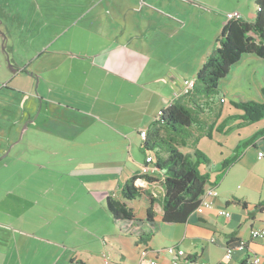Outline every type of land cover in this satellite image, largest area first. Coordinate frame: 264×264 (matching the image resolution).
I'll list each match as a JSON object with an SVG mask.
<instances>
[{
    "label": "rangeland",
    "instance_id": "obj_1",
    "mask_svg": "<svg viewBox=\"0 0 264 264\" xmlns=\"http://www.w3.org/2000/svg\"><path fill=\"white\" fill-rule=\"evenodd\" d=\"M234 10L251 18L256 13L255 0H0V31L4 35L0 60L3 57L9 64H22L41 54L42 59L74 63L76 71L70 78L78 92L93 95L95 90L106 88L116 95L115 103H121L123 95L136 87L94 65L100 51L111 49L110 56L122 60V75L140 72L145 60L150 63V59L171 55L181 77L192 79L202 55L221 38L226 14ZM131 63L134 65L130 69ZM149 68L155 73L154 65ZM52 74L59 75L55 83L69 81L66 75L59 79L62 68ZM25 80L21 77L16 82L26 85ZM36 86L37 81L33 95L38 93ZM51 92L65 104L74 103L57 84L51 86ZM27 95L20 92V106L35 104L36 100ZM92 99L78 96L76 101L90 109L95 103ZM63 107H55L57 119H49V127L73 123L64 136L78 140H45L35 148L41 150L34 152L33 147H27L33 140L24 135L28 122L21 120L8 136L2 131L0 140H14V147L12 143L5 147L7 164L0 166L5 179L0 211L11 214L21 231L34 235L25 250L30 264H68L64 256L80 251L101 258L104 252L111 259L114 255L109 253L107 243L119 240L127 258H115L124 264H140V252L133 251V242L114 227L105 206L107 169L111 166L107 158L115 156L117 162L124 159L131 152L129 142L107 137L113 134L110 119L101 116L98 121L81 113L64 112ZM112 107L114 104H110ZM10 122V117L4 116L2 129H7ZM252 131L245 129L243 135L247 137ZM232 137L235 139L230 135L228 140ZM200 140L198 145L206 155H210L208 145L229 153L228 145L222 148L205 137ZM139 146L140 140L133 135L131 153L141 160L144 156ZM156 188L160 191V186ZM159 191L154 190L157 195ZM62 242L68 248H61Z\"/></svg>",
    "mask_w": 264,
    "mask_h": 264
},
{
    "label": "crops",
    "instance_id": "obj_2",
    "mask_svg": "<svg viewBox=\"0 0 264 264\" xmlns=\"http://www.w3.org/2000/svg\"><path fill=\"white\" fill-rule=\"evenodd\" d=\"M234 11H238L245 21H252L255 17V13L251 18H246L242 11ZM226 22L227 19L222 23V29ZM211 51L212 49H209L202 55L197 69L194 67L196 73ZM110 52L111 49L108 48L100 51L96 56L97 62L94 59L93 64L98 65L100 69H106L109 75L121 76L124 80L130 82V85L136 87V90H131V92L123 95L124 99L121 103H115L116 95L109 93L106 88L95 90L92 92L93 95H90V92H78L70 78L73 76L72 73L76 71L74 63L65 65L62 60H38L30 67L33 72L38 74V79H35L29 75L12 73L11 68L7 66L2 57V60H0V122H3L4 116L10 117L11 122L7 125V129H2V123H0V138L4 137L2 131L8 132L5 134L8 136L16 128L15 125L23 120L29 124L24 135L27 134V140H33V142L28 141V148L33 147L35 149L37 145L44 144L45 140H78L77 137H70L73 139H69L64 136L68 134L70 126L74 125L73 123L66 122L60 124V127L52 124L55 127H49L51 124L48 123V120L57 119L55 112L58 109H55V107L66 106V108H62L65 109L64 112L81 113L98 121L101 116H104L107 120L110 119L113 134L107 137H114L116 140H128L129 146L127 148L129 151L132 152L133 135H136L137 139L140 140L141 146L142 139L139 136V131L147 130L161 110L166 108L175 98L182 95L183 81L195 80L196 73L192 79L185 78V76L182 78L183 75L180 73L179 68L173 66L174 56L167 55L165 58L161 57L157 60L150 59V63L149 60H145L143 62L144 67L138 73L126 72L122 75L121 71L124 68L122 60L114 59L110 56ZM133 65L134 63L130 64V69ZM149 65L156 67L155 73L151 72ZM164 66H166V69L163 68ZM61 68L64 75L61 74L59 79H62L65 75L69 77V81H65L66 84H63L62 80L55 83L57 74H52ZM21 77L26 79V85L16 82ZM5 81L6 83H3ZM35 81H37L36 90L38 93L33 95ZM53 84L59 85L61 92L74 99V103L65 104L55 99L51 92ZM41 86L42 91H39ZM219 88L223 93L224 100L223 110L217 125H220L224 120H226V123L224 131L221 133L213 131L209 140L217 142L222 148L228 145L227 150H229V153L226 155L222 150L218 148L215 150L213 146L206 145L210 152V155H206L205 149L198 145L203 141L200 139L196 146L210 161L208 165H201L199 169L202 174L207 175L209 178L206 187L214 186L217 190V196L211 199L213 203L211 208L205 209L202 213L193 212L184 223L163 222L161 206L156 204L154 206V225H150L145 221L149 195L160 199L162 189L160 187L159 191L156 188L159 186L158 184L147 186L144 181H142L144 184L139 181V185L148 195H143L138 200L129 203L128 206L133 209L136 217L142 221L141 228L150 231L152 237L146 245H139L136 244V238L124 234L120 229L118 230L133 242V251L138 252L143 247L148 249V256L144 264H149L151 260L155 264H170L171 258L165 250L171 246H176L185 252L187 258L183 264H240L247 258L251 262L253 256H259L264 260V238L258 240L250 238V230L264 224V208L261 211L254 209V205L264 200V158L257 159V153L264 152V136L258 138L253 145L242 150L238 161L227 170L218 183L216 182L223 161L233 155L237 144L249 139L255 132L264 128V118L254 124L240 128L236 127L239 120H228L231 116L235 117L242 114V111L235 108L232 102L264 101L262 92L264 88V59L253 54H244L231 67L229 74L220 81ZM20 92L28 94V99L36 100L35 104H31L28 108L25 104L20 106L18 101ZM78 96L92 97L95 103L90 109L82 108L76 101ZM110 104H114V107L110 108ZM40 115H42V119H40ZM21 116H25V118L22 119ZM250 128H253L252 133L245 137L243 131ZM230 135H234L235 139L232 137L231 141L228 140ZM40 142L41 144H38ZM10 143L14 147V140H0V166L7 164L4 162L6 157L4 150ZM140 146L139 150L141 152ZM36 150H41V147L35 149L34 152H37ZM185 152H189V150L186 149ZM130 153L118 162L115 156L107 158L111 166L107 169L109 174L106 181L109 186L105 189V198L110 195L119 199L120 190L126 180L136 174L141 176L150 174L144 172L147 166L145 158L143 157L140 160ZM131 159L133 162H130ZM4 182L5 179L0 173V194L5 188V184L1 186ZM154 190L159 191V195ZM4 200L3 197L0 198V204ZM241 202H246L248 207L243 208ZM221 210H225L229 215H219ZM0 212V264H30L28 257L25 255V250L34 235L25 233L15 226L16 219H12L11 214ZM114 227L119 228L116 225ZM121 241L107 243L110 246L109 253L114 255L111 259L104 252L101 258L98 254L90 251L86 253L80 251L79 253H72L70 256L65 255L64 260L68 264H124L122 260L127 257L121 246ZM239 242L245 244L244 248L236 247ZM229 246L234 248L231 258L227 260L225 251ZM61 248H68L67 243L62 242ZM117 255L122 257V260H117L115 258ZM31 264L35 263L32 262Z\"/></svg>",
    "mask_w": 264,
    "mask_h": 264
},
{
    "label": "trees",
    "instance_id": "obj_3",
    "mask_svg": "<svg viewBox=\"0 0 264 264\" xmlns=\"http://www.w3.org/2000/svg\"><path fill=\"white\" fill-rule=\"evenodd\" d=\"M255 6L252 21L227 20L221 38L196 73L192 91L175 98L147 128L140 149L145 160L151 157L152 162L145 163L146 167L152 166L153 172L143 176L136 174L126 180L119 199L106 196L105 206L112 223L124 234L136 238V244L146 245L152 237L150 231L141 228L142 221L128 206L143 195H148L139 185L140 180L147 186L158 184L162 189L160 199L149 195L145 221L150 225H154L156 204L161 206L162 221L166 223H184L198 207L200 196L209 183L208 176L202 174L199 168L210 161L196 146L200 137L211 139L213 131L223 132L226 123L224 120L217 125L224 100L219 83L244 54L264 59V0H255ZM262 92L264 99V88ZM232 104L242 111L241 115L228 118L239 120L237 128L264 118V101L246 100ZM263 136L264 128L237 144L233 155L223 161L216 182L238 161L242 150ZM186 149L189 152H185ZM241 203L243 208L248 207L246 202ZM263 208L264 200L254 205L256 211ZM240 264L252 263L247 258Z\"/></svg>",
    "mask_w": 264,
    "mask_h": 264
},
{
    "label": "built area",
    "instance_id": "obj_4",
    "mask_svg": "<svg viewBox=\"0 0 264 264\" xmlns=\"http://www.w3.org/2000/svg\"><path fill=\"white\" fill-rule=\"evenodd\" d=\"M227 20H239L242 19V15L238 11H232L226 14ZM195 85V80H185L183 81V89L181 94H188L192 91ZM139 136L142 140L146 137V130L139 131ZM264 152L257 153V159H263ZM146 163H151V157L146 158ZM144 172L151 173L153 172L152 166H148L144 169ZM141 181V180H140ZM142 182V181H141ZM143 183V182H142ZM217 196V190L214 186L205 187L203 194L200 196V202L198 207L196 208V213H202L205 209L211 208L213 203L211 199ZM219 215L228 216L229 214L225 210L219 211ZM250 238L254 240L263 239L264 238V224L260 227H254L250 230ZM244 243L239 242L237 244V248H244ZM232 246L226 248L225 258L228 260L231 258L233 254ZM140 252V264H144L146 262V257L148 256V249L146 247L141 248ZM166 254L171 258L170 264H183L186 261V254L182 249L177 248L176 246L168 247L165 250ZM252 264H263L264 260L259 256H253L251 260ZM149 264H155L153 260L149 262Z\"/></svg>",
    "mask_w": 264,
    "mask_h": 264
},
{
    "label": "flooded vegetation",
    "instance_id": "obj_5",
    "mask_svg": "<svg viewBox=\"0 0 264 264\" xmlns=\"http://www.w3.org/2000/svg\"><path fill=\"white\" fill-rule=\"evenodd\" d=\"M3 37H4L3 32L0 31V40H2ZM48 59H45V58L42 59L41 58V54H39L37 59L32 60V61H28V62H25V63H22V64L15 63V62H12V63L9 64L8 63L9 60L7 59L6 64H7V66H9L11 68L10 70L14 74H25V75H29V76H31V77H33L35 79H38V74L33 72V70H31L30 67L33 64H35V62L38 61V60H43L44 61V60H48ZM3 60H4V58H3Z\"/></svg>",
    "mask_w": 264,
    "mask_h": 264
}]
</instances>
